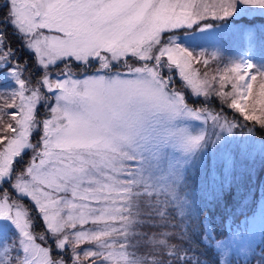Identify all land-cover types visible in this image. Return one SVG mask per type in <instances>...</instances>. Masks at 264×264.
Here are the masks:
<instances>
[{
    "label": "snow or ice",
    "instance_id": "6c2138e0",
    "mask_svg": "<svg viewBox=\"0 0 264 264\" xmlns=\"http://www.w3.org/2000/svg\"><path fill=\"white\" fill-rule=\"evenodd\" d=\"M2 8L0 22L40 74L24 75L27 63L0 31V264H205L209 251L212 264H264V238L257 254L245 229L221 236L202 204L231 192L255 129L264 132V28L253 31L264 0H3ZM209 19L246 22L234 35L247 45L211 77L219 49L197 52L166 35L210 32ZM173 69L204 98L200 107L176 88ZM212 97L220 111L207 107ZM225 106L251 122L248 141L222 135L240 127ZM210 147L221 154L215 162Z\"/></svg>",
    "mask_w": 264,
    "mask_h": 264
},
{
    "label": "rangeland",
    "instance_id": "374dc122",
    "mask_svg": "<svg viewBox=\"0 0 264 264\" xmlns=\"http://www.w3.org/2000/svg\"><path fill=\"white\" fill-rule=\"evenodd\" d=\"M4 11L5 10L2 7H0V18L2 19H3ZM237 17L238 18H235V19L237 21H241V19H239L240 17L239 16ZM247 19L252 20V17H248ZM205 22L212 23L216 27H214V29L211 30L210 32L200 33L195 30L196 26H193L192 29H187V28L177 29V30H173V32L168 33L166 35H175L177 37V42L183 44L186 47L194 49L197 52H199L201 49H207L209 52L219 49L221 53V57L219 60H222V62L218 60L210 61V65L207 71L209 73V77H211L213 74H215V70L217 67L222 68L224 63H226L230 58H234V57L241 55L239 53V50H242V49L246 50L247 45L245 43H242L241 40L237 36L234 35V32L237 27H246V22H241L238 25L227 24V26H225L226 25L225 21H220V20L213 21L209 19L208 21H205ZM7 27L11 28V30L14 31V29L11 26L7 25ZM261 28H264V20H261V19L255 20L253 31L255 32ZM185 33H188V34L185 35ZM259 41H260L259 36H257L256 40L254 41V44ZM229 42H231L234 46L238 47L239 50L235 48L232 51H229V49L227 48H224V50H222V48L224 46H227ZM13 44L14 43H11L10 45L12 46ZM26 54L31 56V61H32L31 67L32 68H28V71H26L24 75L28 76L29 73H31L32 77L35 78L40 73L34 63L33 54L29 52L28 50ZM195 67H198L201 70V72L205 71L204 66L202 64L195 65ZM53 71H55V69H53ZM171 75L174 79L176 88L178 90L185 91V94L189 100L190 105L200 107L204 102V98H200L199 100H197L196 98L191 96V94L187 90L184 89L182 81L178 75V70H175V72L172 71ZM9 83L11 82L9 81ZM3 84H4V80L0 78V85H3ZM217 87H219L218 84H217ZM207 107L215 111H220L221 105H220L219 99L215 97L210 98L207 102ZM221 114L225 116L229 121L236 122L240 125V127H237L233 130V136H229L226 132L222 133V135L226 138V140L234 139L236 142H240V143H244L248 141L249 125L248 127H246L245 125L247 124L245 123V121L243 119H239L240 118L239 116L241 115L235 110L227 108L226 106L224 107V110ZM236 116H238L239 120L237 119ZM208 127H209V130H211L210 124L208 125ZM254 134H255L257 143L255 145H251V144L249 145L248 150L251 154L249 158L245 161L243 169L237 174V178H238L242 174H245L247 169H249L248 180L246 181V184L244 186H242L241 183H234L235 188H237V191H240L242 193V195L239 198H237V200L240 201L241 203L246 202L249 199V194L253 193V190H256L258 193H260L257 200L255 198L254 204L252 205L253 207H250L245 217H242L238 224V226L241 229L246 230V240L244 241V244L246 246L251 247L252 249H255L256 242L259 240L261 235H263L264 233V228H263L264 223L262 221L261 209H260L261 206L264 204V194H261L264 192V181L262 178L261 179L262 184H261V183H257V181H255V179L252 178L255 175V167H254L255 164L259 161L264 163V155H262L259 151V141L264 140V132H262L259 128H256ZM233 147H235V144L230 145L229 149ZM208 155L211 158V160L215 162L221 154L214 152L210 147ZM259 166L264 167V164L260 163ZM258 193H256V197ZM24 203L28 204L29 208H31L30 202L25 201ZM31 215L34 220V231L36 232L42 231L44 228V225L41 222L39 215L36 213L34 209L32 210ZM236 228L237 227H235L232 231H229L227 235L228 236L234 235Z\"/></svg>",
    "mask_w": 264,
    "mask_h": 264
},
{
    "label": "trees",
    "instance_id": "16d2710c",
    "mask_svg": "<svg viewBox=\"0 0 264 264\" xmlns=\"http://www.w3.org/2000/svg\"><path fill=\"white\" fill-rule=\"evenodd\" d=\"M3 5V0H0V7ZM238 18V17H236ZM241 19V18H239ZM3 19L0 18V21ZM259 20V19H256ZM0 31H3L6 33L7 36V42L8 43H14L11 47L16 50V56L21 61V63H27L28 68L31 67V56L26 54L27 49L22 46V42L20 40V37L15 31L11 30V28L7 27V24H3V22H0ZM259 42L255 43V50H259ZM220 61V60H218ZM30 70V69H29ZM242 119L243 117L240 116ZM244 120V119H243ZM249 127L251 126V122H246ZM263 163V162H261ZM260 162L257 164V179L258 182L261 181L263 178L264 181V170L263 167L259 166ZM248 180V175L244 174L241 176V185L244 186L246 184V181ZM236 183V182H235ZM262 184V183H261ZM257 186V185H256ZM256 190H253V193L249 194V199L246 202L241 203L237 200L242 193L240 191H237V188H235V184L231 190L230 193L226 194L224 199H221L219 202L211 200V195H207L204 200H202V204L206 207V215L210 218V227L214 228L218 234L221 236L227 235L229 231H232L235 227L239 224V218L242 215H245L250 207H253L255 198L259 197V194ZM261 194H264L261 193ZM25 202V201H24ZM261 216L262 221L264 223V204L261 206ZM264 228V224H263ZM264 238V233L261 235L259 240L256 242L255 250L258 254L261 247V240ZM216 259V256L214 253L209 251L208 253V260L205 262V264H212V262ZM243 260V257L240 258ZM251 264H256L255 259H251Z\"/></svg>",
    "mask_w": 264,
    "mask_h": 264
}]
</instances>
